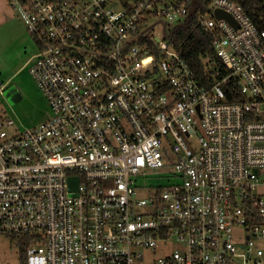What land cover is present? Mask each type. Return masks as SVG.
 Returning <instances> with one entry per match:
<instances>
[{"label":"built area","instance_id":"2783aa9c","mask_svg":"<svg viewBox=\"0 0 264 264\" xmlns=\"http://www.w3.org/2000/svg\"><path fill=\"white\" fill-rule=\"evenodd\" d=\"M8 1L51 106L12 134L0 115V233L32 238L26 264H264V26L237 0ZM193 18L211 87L171 40Z\"/></svg>","mask_w":264,"mask_h":264},{"label":"rangeland","instance_id":"374dc122","mask_svg":"<svg viewBox=\"0 0 264 264\" xmlns=\"http://www.w3.org/2000/svg\"><path fill=\"white\" fill-rule=\"evenodd\" d=\"M0 1L4 3V10H0V79L3 89L15 86L19 92L16 100L10 99L5 91L0 93V115L14 120V126L8 129L12 134L48 119L51 106L30 69L38 58L39 48L17 9L8 0ZM156 34L163 37L161 29H157ZM157 172L151 169L148 176L137 177V182L143 186L138 189L141 197L147 194V186L166 182ZM176 246L174 243L172 248ZM155 254L163 255L159 246ZM20 259L18 245L12 243L8 235L0 233V264H20Z\"/></svg>","mask_w":264,"mask_h":264},{"label":"trees","instance_id":"16d2710c","mask_svg":"<svg viewBox=\"0 0 264 264\" xmlns=\"http://www.w3.org/2000/svg\"><path fill=\"white\" fill-rule=\"evenodd\" d=\"M212 0H197L199 9L202 13L206 11ZM240 2L251 18L264 26V0H237ZM196 19L191 22L179 26L171 40L176 46L180 54L189 62L194 70L198 80L206 87H211L218 77L215 76V71L221 68L219 57L215 54L213 46V35L204 27L198 26ZM224 73V72H222ZM236 90L239 89V84L234 85ZM230 99L238 98L237 93L227 92ZM12 243L18 245L21 259L20 264H26L27 248L32 242V238L24 234H9Z\"/></svg>","mask_w":264,"mask_h":264},{"label":"water","instance_id":"95a60500","mask_svg":"<svg viewBox=\"0 0 264 264\" xmlns=\"http://www.w3.org/2000/svg\"><path fill=\"white\" fill-rule=\"evenodd\" d=\"M215 14H216V16L218 18H225V19L231 21L232 23H235L234 17L229 12H227L225 10L217 9L216 12H215ZM5 94L8 97H10V99H12V100H16L19 97V92L17 91V88L15 86L8 87L5 90Z\"/></svg>","mask_w":264,"mask_h":264},{"label":"crops","instance_id":"0c3cea01","mask_svg":"<svg viewBox=\"0 0 264 264\" xmlns=\"http://www.w3.org/2000/svg\"><path fill=\"white\" fill-rule=\"evenodd\" d=\"M4 3L0 1V10H4V7H3ZM7 13V12H6ZM10 17V16H9Z\"/></svg>","mask_w":264,"mask_h":264}]
</instances>
